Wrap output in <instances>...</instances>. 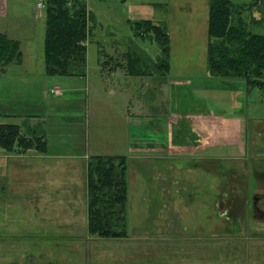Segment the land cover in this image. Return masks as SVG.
<instances>
[{"label":"rangeland","instance_id":"1","mask_svg":"<svg viewBox=\"0 0 264 264\" xmlns=\"http://www.w3.org/2000/svg\"><path fill=\"white\" fill-rule=\"evenodd\" d=\"M38 1L24 0V12H16L15 15L9 18V22L23 32H31L32 28L29 27L30 25H34L37 29L42 27V32L39 30L37 34L38 49L35 54L37 59H42L44 65V41H41L40 38H45V15H42V13L38 15ZM137 1L139 0H86L88 9L92 13L89 28L93 30L97 37L93 42L89 43L85 58L87 65L80 64V58H76L70 62L68 69L62 73V76L70 77L69 75L71 74L68 72L78 73L85 71L87 76H82L83 79L81 80L86 86L83 93L86 94L85 99L87 98L86 100L88 101V103L84 101V104L86 102L84 109L87 112L85 119H88L94 126L101 129L103 134L110 127L100 126L99 123L102 118L105 116L114 126L120 124L123 127L124 122H126L124 116L126 111L129 113L127 118L129 124L142 123L147 125L148 129L142 130L138 135H133L131 153H127V156H117L122 157L125 167L122 165L115 166V170L116 168L117 170L123 169L122 173H119V177L121 175L127 182L128 201L125 216L119 213V207L115 206L112 209L114 213L111 215V221L119 229H121V224L125 223L127 236L107 238L90 230H88L89 232L87 231L89 234L82 235L83 229L81 226L72 240L62 236L39 235L40 232L49 234V230L54 229L55 223L72 221L73 218L82 223L87 220L89 224V207L94 195L89 185V167L91 166L93 169L99 167V165H105L107 169L110 167V158H107L110 155H101L102 159L99 158L94 161L95 156H92L88 158L87 164V209L81 204L84 198L83 193L76 195L77 202L72 205L69 202L71 199L70 195L63 192L61 196L63 202L57 204V201L55 204L56 199L50 195L49 188H47V182L52 178L41 177L40 170L37 169L36 172H33L32 177L31 207H27L25 212L22 210H0V215L3 216L0 219V223H4L5 227L10 228L14 232L13 237L15 236L14 244L16 246L12 250L4 246L0 248V264H3L5 258V255L2 254L3 252H14L17 254L14 258H10L11 262H14L12 264H87L84 256L88 250L90 253L89 261L90 263L93 261V264H121L117 255L124 250L128 251L123 252L128 253V255L124 254L125 259H127L126 264H137L136 256L138 252L151 249L150 239H152L153 221L157 223V217L164 218L165 216V220H169L167 219L169 217L171 218L170 220L179 223L176 230L172 231L176 234L173 238L171 236L168 239L162 238L161 240L166 250L163 254L169 258L172 264H177L178 261L183 262L182 256L187 257L190 254L187 250H184L188 249L189 246H187L186 241L182 240L183 237H189L193 255L189 258H194V260H197L196 257L200 256L199 248H203L209 255L214 257L212 260L210 259L212 264H264V239H253L248 242H239V244L238 242L224 243L225 238H223L217 241L222 248L219 247L218 252L211 251L210 245L214 242L211 239L218 234L225 236L223 229L218 226L219 217L216 208V194L220 188V183L219 178H216L213 171L214 167L208 165L213 169L211 171L204 167H198L190 172L191 162L181 163L175 160L173 163L176 167L174 171H180L186 176L182 177L181 174V179L177 178V181L180 180L176 182L177 186H172L170 192L165 194L164 198H161L160 196L156 197L160 191L152 188V176L149 165L144 161H139L143 160V158H137L143 154L150 155L153 136L151 132H154L152 129L158 123L160 126L167 128L163 136L205 138L210 140L209 147L216 146L213 150L222 154V159L219 161H222L226 168L239 163L240 170L245 172H250L252 167L263 169L264 164L261 162V155H264V149L262 150L264 147V123L260 122H264V92L258 87L247 89L245 80L240 77L230 78L229 84L224 83L221 85L223 88L210 91H203L196 86L191 87L193 83L191 80L187 81L185 78L173 77L170 79V86L163 91L160 89L159 83H156V79L144 76V78H138V81L144 79L145 83H147L146 81L151 82L152 86L147 87L145 85L142 92L139 91L138 93L135 88L131 90V87L135 86V82L131 79L135 80V78L125 74L126 69L124 68L121 70L117 69V72L111 73L115 86H109L110 72L109 70L101 72V67L97 66V61L99 58H103L110 65H114L116 60L111 57L105 58L103 36L119 35L126 37L127 39L123 43L124 45L128 43L133 48V51L138 53L142 70L145 69L147 72L159 73L160 75L166 71L165 66H161L162 49L157 41L156 32L150 31L147 35H143L142 31L144 28L137 24L139 19L152 18V21L160 25L163 32L166 33L168 30L167 21L160 20L163 16V19L174 20L183 29L178 31L176 26L172 25L175 41L199 44L202 47L208 42L206 26L209 17V0H141L145 4L140 11L129 12V5L131 3L135 4ZM156 2H160L161 5L155 7L154 4ZM252 5H256L253 10L242 14L245 21L242 20V17L238 19H241L245 24L248 23L254 32L264 34V0H256ZM125 9L132 19L137 20L129 21L125 16ZM42 10L44 9H41L40 12ZM94 11L99 13L101 17L103 14L107 16L110 14L115 19V21L112 20L114 24L107 22L108 19H99ZM170 11L175 13L171 14ZM256 22L260 24H256ZM125 23L131 27V33L121 28V24ZM244 23L236 24L243 27ZM109 25L115 29H112ZM99 41H102V46L98 45ZM39 48L42 49V52ZM219 50L220 48L217 47V58L221 56ZM156 51L158 55L155 53ZM193 52H199V50H193ZM186 68L188 69L189 67ZM209 76L213 77L211 74ZM208 82L211 84L216 81L209 78ZM119 83L127 85L129 88L128 95L125 94L126 90L123 88H116ZM77 84L78 86L83 85L81 83ZM68 86L69 84L65 88H70ZM53 88H55V93H59L57 87ZM113 88L115 93L113 92L112 94ZM32 89H36V85ZM73 94L75 92L66 96L69 97ZM203 96H207V98ZM98 101L101 102L100 113L95 109L96 106H93ZM163 103L167 105L162 106ZM75 107L77 105L73 104L71 98H67L64 110L67 112L73 111ZM154 108L161 111L159 117L158 115L152 116ZM165 110H168L167 116H164ZM65 116L63 119L70 121V118ZM80 145L81 143L76 146V152L81 150ZM180 148L183 149L184 147L181 145ZM129 155H133V159H129ZM226 164H228V167ZM202 165L205 166L204 164ZM138 167L143 168L142 176L139 175V177H137ZM251 182L252 180L249 177L247 183L251 185ZM105 192L106 190H98V195L96 194L97 199L94 202V209H96L97 214L101 211L103 213L105 209L110 212L111 207L116 204L113 203V200L105 197ZM163 204L167 208L170 207V212L159 209ZM171 207L173 208L172 210ZM5 211L7 212L6 214ZM182 218L186 219L187 222L191 219L190 226ZM23 219H25L26 223H28L29 219L31 225L25 224L27 227L26 233L23 231L19 233V230H16V225ZM21 234L32 236L30 244L32 255L27 259H23L25 252L19 249L20 244L17 246L20 237H22ZM254 235L256 237V234ZM88 236L90 239L84 240ZM171 242L175 244L181 242L182 244H179L180 246L173 250ZM91 245L95 246L93 250ZM247 245L253 250V255L249 258H246L248 254L246 255L247 247L245 248V246ZM220 250L222 252H219ZM232 254L233 260L230 259ZM129 255H132V258Z\"/></svg>","mask_w":264,"mask_h":264},{"label":"crops","instance_id":"2","mask_svg":"<svg viewBox=\"0 0 264 264\" xmlns=\"http://www.w3.org/2000/svg\"><path fill=\"white\" fill-rule=\"evenodd\" d=\"M236 1L252 5L256 0ZM144 4L145 2L142 3L141 0L137 1L135 4L131 3L128 7V11H131V13L140 11ZM160 5V2H156L154 4L155 7H159ZM254 6L256 5H253V8ZM253 8L248 11L253 10ZM24 9V0H0V32L7 33L12 38L19 39V41H21V48L24 54L21 63L15 62L4 68L0 67V124H18L21 127V135L26 138L41 135L47 141V150L40 151L35 147L23 148L18 144V141L12 149H6L0 146V210H22L25 212L27 207H31L32 177L33 172H36L37 169L40 170L41 177L52 178L47 182V188H49L50 195L55 197V204L57 201V204H59V202H63V199H61L63 192L70 195L71 199L69 202L72 205L77 202L76 195H81L83 193V202H79H82L81 204H83V206L87 209L86 194L88 188L86 179L88 158L101 155L117 157L131 153L133 135H138L139 132L148 128L147 125H143L142 123L129 124V121H127L129 113L127 111L124 114L126 122H124L123 127H121L120 124H118V126H114L105 118V116L102 118L99 123L100 126L106 128L110 127L105 134L102 133L101 129L94 126L93 123L89 122L88 119H85V117H87V112L86 109H84V106L86 102L88 103V101L86 100L87 98L85 99L86 94L83 93V91H85L84 87L86 88V86L81 81L83 79L82 76L84 75H80L81 77H78L77 75L64 77L59 74H46L45 64L43 65L42 59H37L35 54L38 49L37 34L39 30L42 32V27L37 29L34 25H30L29 27L32 28V31L23 32L22 30L15 28L14 25L9 22V18L11 16L15 15L16 12H24ZM42 11H38V15H41V13L42 15H46V9ZM125 11V16L129 21L137 20L132 19L126 9ZM170 12L171 14L175 13L172 11ZM94 13L99 19H108L107 22L114 24L112 20L115 21V19L110 14L108 16L103 14L101 17L99 13H96L95 11ZM160 20L165 22L167 21V28L171 39V71L168 73L169 78L162 80L159 78V73L153 74L154 79L157 80L156 83H159L160 89L165 91L166 88L170 86V79L173 77L185 78L187 81L191 80L193 82L191 87L196 86L203 91L223 88L221 85L224 83L221 82L219 78L209 76V72L207 71L208 42H206L202 47L199 44L188 42L180 43L175 41L173 38L172 25L176 26L178 31H181L183 29L180 24H177L174 20H170L169 18L163 19V16ZM256 24L260 23L256 22ZM109 27L115 29L113 26L109 25ZM207 27L208 24L206 26V32L208 34ZM121 28L127 32H132L131 27H129L126 23L121 24ZM40 40L42 41L43 38L41 37ZM39 49L42 52V49ZM193 50H199V52L192 53ZM155 53L158 55L157 51ZM137 57L138 53L136 52L135 58L137 59ZM186 67L189 68L187 69ZM202 68L203 70H201ZM109 77V86H115L113 79L111 78V74H109ZM135 77L138 78V76ZM209 78L216 82L209 84ZM140 80L141 81H135V86L131 87V90H134L135 88L137 92H142L145 88L143 85L144 79ZM77 83H81L83 85L78 86ZM68 84V87L70 88H65ZM35 85L36 89H32ZM146 85L147 87H151L152 83H146ZM53 87H57L59 93H55L54 90L52 91ZM117 87H121L126 90L125 94L128 95L129 88L126 84L119 83L116 88ZM73 92H75V94L70 95L69 97L66 96L67 94H72ZM113 92L115 93L114 88L112 89V94ZM64 93L65 95H63ZM203 97L207 98V96ZM67 98H71L73 104L77 105L73 111L67 112L64 110ZM84 101H86L85 104ZM166 105V103L162 104V106ZM93 106H96V108H94L97 109L98 113H100L99 110L101 108V102L98 101L93 104ZM160 113L161 111L157 108L152 110V116L158 115L159 117ZM167 115L168 110H165L164 116ZM64 116L66 118H70V121L64 120ZM166 129L167 128L160 126L158 123L155 124V128L152 129L154 132H151L153 136L151 139L150 155L143 154L142 156L137 157L143 158V160L139 161H144L149 165L152 176V188L153 190L160 191L156 197L160 196L161 198H164L165 194L170 192L172 186H177L176 182L180 181H177V178L181 179L182 172L174 171L176 168L173 164L175 160H178L181 163L191 162L192 166L189 169L190 172L194 171L193 169H197L198 167H204L211 171L212 168L208 166L211 165L214 167V170H212L214 171L216 178H219L221 186L222 175L220 172L223 170L224 165L222 161H219L222 159V154L213 150L216 146H212V148H210V140L205 138H173L163 136L166 133ZM80 143L81 150L76 152L75 148ZM181 145L184 147L183 149L180 148ZM263 149L264 147L262 150ZM133 157V155H129V159H133ZM261 157V162L264 164V155H261ZM226 166L228 167V164H226ZM228 168L231 169L229 171H234L236 173L240 171L239 163ZM142 171L143 168H137V177H139V175L142 176ZM260 171L264 172V168L260 169ZM185 176L186 175L183 173L182 177ZM252 184L253 180L251 182V185ZM159 209L161 211L170 212V207L167 208L164 204ZM172 209L173 208L171 207V210ZM6 211L5 214L7 213ZM2 217L3 216L0 215V219ZM165 217H157V223L153 221V233L151 235L152 239H150L151 249L141 250V252H138L136 256L137 260L135 259L137 264H172L169 258L165 257L163 254L166 250L164 248V243L161 242V240L162 238L168 239L171 236L173 238L176 234L172 231L176 230L179 223H176L174 220H170L171 218L169 217H167L169 220H165ZM183 220L186 224H188V226H190L189 224H191V219L188 220V222L186 219ZM25 224L31 225L30 220L28 219V223H26L25 219L18 222L16 230H19V233L21 231L26 233L27 227ZM54 226V229L49 230V234H43L40 232L39 235H55L56 237L62 236L72 240L74 239L75 234H77L76 232L79 231L80 226L83 229L82 235H86L89 230L87 220L82 223L76 221L75 218L68 222H57ZM218 226L223 229L225 236H220L218 234L219 236L217 235L211 239L214 241L212 242L213 244L210 243V249L212 252H218V248H222V246H220L221 244L217 241L223 238H225L224 243H241L243 241L248 242L253 239L261 240L264 238L261 233H254L256 234L255 237L251 230L253 228L259 231L263 230L264 223H250L247 225L248 229H245L243 228L245 227L243 225L218 220ZM13 234L14 232L10 228L5 227L4 223H0V248L4 246L9 250H12L16 247L14 244L15 236L13 237ZM86 239H90V237L88 236L84 240ZM182 240L187 242V246H189V248L184 250H187L190 254L187 257L182 256L184 261H178L177 264H212L211 260L214 257L209 255L205 250H203V248H199L200 256L196 257L197 260L189 258L190 256H193L189 237H183ZM6 242L8 243L6 244ZM31 242L32 236L29 234H23L17 243V246L20 244L19 249H22L25 252V254H23V259L30 258L32 255V247L30 245ZM93 242H95V240H93ZM179 244L182 243L180 242ZM179 244L171 242L173 250L180 246ZM94 247L95 246L91 245L92 250ZM246 247V255L248 254L246 258H249L253 255V250L249 247V245L245 246V248ZM120 252L122 253L117 255L119 263L126 264L127 259H125L126 257L124 254L128 255V253L123 252L128 251L124 250ZM219 252L222 251L220 250ZM2 254L5 255L3 264L14 263L13 261L11 262L10 258L17 256L14 252H3ZM89 254V250L86 251L84 256L85 263L93 264V261H91V263L89 261ZM129 256L132 258V255ZM230 259L233 260V254Z\"/></svg>","mask_w":264,"mask_h":264},{"label":"trees","instance_id":"3","mask_svg":"<svg viewBox=\"0 0 264 264\" xmlns=\"http://www.w3.org/2000/svg\"><path fill=\"white\" fill-rule=\"evenodd\" d=\"M45 2L43 53L46 74L62 75L68 69L70 62L76 58H80V64L86 66L85 58L89 43L97 37L89 28L92 13L88 9L86 0H46ZM252 8L253 5L236 0H209L208 71L225 84H229L230 78L240 77L245 80L247 89L258 87L264 92V34L254 32L248 23L242 22L244 20L242 14ZM239 17H242V20H239ZM236 23H244V25L241 27ZM137 24L144 28L143 35H147L150 31L156 32L157 41L162 49L161 66L166 68L159 78L168 79V73L171 70V39L168 30L165 28L168 33H164L162 27L151 19L139 20ZM103 37L105 58H114L116 62L110 65L108 61L99 58L97 66L101 67V72L109 70L111 74L117 72V69L124 68L126 69L125 74L135 78V80L131 79L133 82L144 76L154 78L153 72L141 69L139 57L135 58L136 52L133 48L128 43L124 45L123 41L127 39L126 37L119 35ZM98 45L102 46V41H99ZM217 47L220 48L221 53L219 58L216 54ZM23 57L21 41L10 37L7 33L0 32V67L4 68L15 62L21 63ZM68 73L86 76L85 71ZM143 85L145 87V81ZM20 130L21 127L18 124H0V146L12 149L18 141L23 148L35 147L40 151L47 150V141L41 135L26 138L21 135ZM99 158L102 159L100 156H95L93 161ZM107 158H110L108 169L105 165H99L94 169L89 167V185L94 193L89 207V230L107 238L126 237L125 223H122L119 229L111 221V215L114 213L112 209L115 206L119 207V213L123 216L126 214L127 182L121 175L119 177L123 169L117 170L116 168L115 170V166L125 167V164L122 157ZM98 190H106L105 197L116 203L111 207L110 212L105 209L103 213L101 211L97 214L94 209Z\"/></svg>","mask_w":264,"mask_h":264},{"label":"flooded vegetation","instance_id":"4","mask_svg":"<svg viewBox=\"0 0 264 264\" xmlns=\"http://www.w3.org/2000/svg\"><path fill=\"white\" fill-rule=\"evenodd\" d=\"M229 170L224 167L220 172L221 186L216 194L219 220L243 225L245 229L250 223H264V172L254 167L250 169L251 173ZM249 177L253 180L252 185L247 183ZM251 230L253 234L261 233L264 237V230Z\"/></svg>","mask_w":264,"mask_h":264},{"label":"built area","instance_id":"5","mask_svg":"<svg viewBox=\"0 0 264 264\" xmlns=\"http://www.w3.org/2000/svg\"><path fill=\"white\" fill-rule=\"evenodd\" d=\"M46 0H39L38 1V4H37V9L38 11H40L41 9H45V6H46ZM55 91V88L52 89V91Z\"/></svg>","mask_w":264,"mask_h":264}]
</instances>
